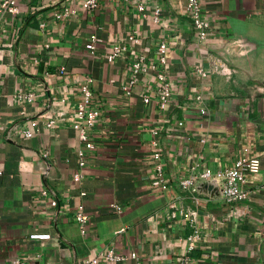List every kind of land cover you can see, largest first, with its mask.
I'll list each match as a JSON object with an SVG mask.
<instances>
[{
    "label": "crops",
    "instance_id": "1",
    "mask_svg": "<svg viewBox=\"0 0 264 264\" xmlns=\"http://www.w3.org/2000/svg\"><path fill=\"white\" fill-rule=\"evenodd\" d=\"M85 1L22 2L0 27V264H264V172L221 199L238 159L264 163V0H200L205 39L187 0ZM85 83L94 150L73 125Z\"/></svg>",
    "mask_w": 264,
    "mask_h": 264
},
{
    "label": "built area",
    "instance_id": "2",
    "mask_svg": "<svg viewBox=\"0 0 264 264\" xmlns=\"http://www.w3.org/2000/svg\"><path fill=\"white\" fill-rule=\"evenodd\" d=\"M29 0H0V27L4 19L10 14L19 13V7L22 2H28ZM188 10L190 12L191 20L194 28L198 31L201 39H205L210 32V22L205 17L204 9L200 0H187ZM96 0H87L83 4L85 8H94L96 7ZM73 14V12L69 10H65L64 13L60 14L59 17H66ZM129 39L131 41H137L134 35L130 36ZM94 48V47H93ZM161 50L164 52L165 47L162 46ZM121 52L120 48H115L114 53L109 57L110 60L115 59L118 54ZM135 68H140V64H136ZM163 83L161 89L159 90V100L161 104V108H165L170 96V84L165 81L164 77H160ZM81 95L82 101L78 106V109L75 112V120L74 127L80 132V139L85 144V148L87 150H94L95 144L90 140L89 135L87 133V128L92 126L96 119L100 115V110L97 109L93 104V94L89 88V84L85 83L81 87ZM20 97H23L21 95ZM146 102H149V99H145ZM54 122H52L53 124ZM26 136H31L30 132H24ZM46 156V155H44ZM155 158H159V155H155ZM84 158L81 161V165H84ZM264 172V163L258 158H240L238 159L234 165L227 169L223 175V192L221 195V199L226 203H237L247 198V192L244 189V186L247 183V179L249 176L259 175ZM212 176L210 171H206L203 173V178H210ZM80 177H77L76 180H79ZM191 181L182 182L183 187H187ZM161 187V190L164 194H166L171 200H175L178 198L176 196V191L171 185H161L157 183V186ZM262 189L264 190V184L262 185ZM44 196H48V192H43ZM50 204L54 208L59 207V201L56 198L50 199ZM74 220L80 224L83 231L86 230L87 225L89 223V217L86 213V210L83 205L79 206ZM127 228H124L120 231V233L126 232ZM194 249L193 246L190 247L192 251ZM136 259V255L132 254L129 256H116L114 253L109 252L108 254H102L100 257H94L86 260L84 264H100L102 259H106L109 261H125L128 259ZM8 264H27L25 261L21 259H16ZM180 264H191V257L189 255L184 256L180 260Z\"/></svg>",
    "mask_w": 264,
    "mask_h": 264
}]
</instances>
